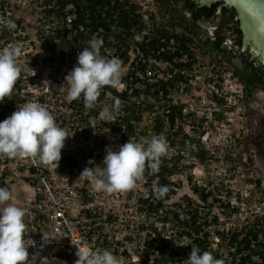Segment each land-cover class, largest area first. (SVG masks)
Wrapping results in <instances>:
<instances>
[{"label": "built area", "instance_id": "built-area-1", "mask_svg": "<svg viewBox=\"0 0 264 264\" xmlns=\"http://www.w3.org/2000/svg\"><path fill=\"white\" fill-rule=\"evenodd\" d=\"M154 1L97 3L98 19L94 27L89 14L79 21V7L73 1L61 9L59 16L46 12L54 7L46 4V0H0V17L12 19L16 24L11 32L0 25V48L14 43L30 44L28 49L23 48L19 60L21 75L11 99L6 97L0 102V111L7 108L10 117L17 106L39 103L55 117L58 126L69 135L74 134L65 141L58 167L37 164L29 157L1 158L0 174L9 172L11 184L18 186L13 203L26 211L25 239L31 242L28 252L33 264H75L78 259L75 244L90 249L107 248L121 264H183L193 246L201 252H211L224 264H264L261 253L253 250L258 242H264L262 232L255 239L250 233L251 225L221 223L222 213H216L214 208L219 203L224 210L223 204L228 203L222 204L214 193L203 199L194 187L182 189L180 183L172 181L171 187L165 185L167 192L163 198L158 199L154 190L164 186L155 172L144 175L129 191L97 193L90 181L80 176L86 167H102L106 147L113 148L116 140L122 138L124 129L118 130L115 125L125 115L123 107L149 102L156 108L157 103L166 102L171 93L166 94L165 84L181 71L164 58L147 56L141 47L150 33L147 27L163 23L160 18L165 10L159 4L153 6ZM134 6L138 7L135 12L142 16L145 27L138 30L135 26L129 31L119 27L120 8L134 10ZM21 8L37 10L36 16L21 17L18 15ZM30 29L34 36L28 35ZM42 36L59 41L56 47L46 46L43 50V54L52 53V59L44 62L41 54L39 62L27 70L26 66H31L27 62L31 42ZM93 37L103 41L102 56H115L123 62L122 87L106 91L104 99L97 103L102 107L95 116L82 108L80 100L68 102L66 89L64 92L58 89L66 83L64 78L76 65L78 53ZM171 44H175L173 38ZM187 60V55L173 59L176 63ZM116 101L120 107L112 112L110 108ZM170 102L177 103L171 99ZM238 232V239L233 241ZM245 237L251 240V248L242 243Z\"/></svg>", "mask_w": 264, "mask_h": 264}, {"label": "clouds", "instance_id": "clouds-1", "mask_svg": "<svg viewBox=\"0 0 264 264\" xmlns=\"http://www.w3.org/2000/svg\"><path fill=\"white\" fill-rule=\"evenodd\" d=\"M0 25L9 32L16 28L14 20L4 17H0ZM86 44L77 55L76 65L65 76L66 83L58 89L61 92L67 90L68 102L82 99L85 109H92L105 87H122L123 62L115 56H102L100 49L103 41L96 37ZM29 46L30 44L22 46L14 43L0 48V102L6 97L11 99L14 86L21 75L19 60L23 55V48L28 49ZM31 46L29 58L39 61L41 54L38 55L32 42ZM253 56L259 65H264V50H254ZM119 106V101H116L117 110ZM73 135L57 125L55 117L45 106L27 102L23 106H17L10 117L0 122V160L29 157L37 164L58 167L65 141ZM131 138L126 143L122 141L124 144L116 149L106 147L102 167H86L82 171L80 176L90 181L93 191L105 194L129 191L144 179L146 168L150 169L149 174L158 170L162 158L168 153L166 137L163 134L153 135L139 141ZM0 175L1 182L9 187H0V264H33L28 252L31 242L25 239L26 211L13 203L18 186L11 184L12 180L8 176ZM166 192L167 187L164 186L155 189L154 195L159 199ZM75 245L78 257L75 264H121L120 259L107 248L90 249ZM183 264H224V261L215 258L209 251L201 252L198 247L193 246Z\"/></svg>", "mask_w": 264, "mask_h": 264}, {"label": "rangeland", "instance_id": "rangeland-1", "mask_svg": "<svg viewBox=\"0 0 264 264\" xmlns=\"http://www.w3.org/2000/svg\"><path fill=\"white\" fill-rule=\"evenodd\" d=\"M154 4L158 6L156 0ZM170 9L166 8L165 15L160 18L165 25L173 20L176 22V15ZM36 13L37 10L29 11L28 8L18 10L21 17L33 18ZM175 29L181 28L178 26ZM32 30L27 31L28 35L34 36ZM199 35L195 34V37ZM54 39L42 36L32 41L38 55L43 54L46 46L56 47L59 41ZM228 51L222 58H218L215 52H204L196 46L194 53L197 63L193 70L195 74L190 80V90H186L185 83H182L172 90L166 102L154 103L157 106L153 113L144 112L131 139L139 141L154 135L153 116L163 114L170 99L184 105L185 116L178 119L175 129L180 124L186 133L201 139L200 142L194 141L184 146L172 147L168 144V153L162 158L160 166L166 162L171 163L175 156L180 159L177 171L168 179L180 183V188L186 190L192 189L195 184L203 188L206 186V190L222 199V204L227 202L229 206H225L224 210L219 203L214 208L216 213H222L221 223H226V226L235 222L237 225H251V229L258 228L255 226L257 224L264 229V219L258 220L262 215L264 217V91L257 90L251 96L246 94L242 78L237 74L241 63L230 54L231 50ZM27 62L31 66H26V69L30 70L39 61L28 58ZM220 98L226 99L224 105L218 103ZM150 101L153 103V99ZM148 105L141 104L143 107ZM215 111H223L225 118L217 119ZM120 124L125 125L123 121ZM122 144L121 139L116 140L113 149ZM201 148L209 151L205 161L196 155ZM259 179L261 183H258ZM198 195H202L200 190Z\"/></svg>", "mask_w": 264, "mask_h": 264}, {"label": "trees", "instance_id": "trees-1", "mask_svg": "<svg viewBox=\"0 0 264 264\" xmlns=\"http://www.w3.org/2000/svg\"><path fill=\"white\" fill-rule=\"evenodd\" d=\"M70 1H73L79 7V21H83L84 17L89 14V18L93 19L92 24L96 27V21L98 19L96 13V4L102 3L104 0H46V4L53 5L54 7L50 10H46L48 14H57L60 16L61 9ZM93 2V4H90ZM158 4H166V8H171L174 14L176 15V22L173 20L169 25L163 23L158 26L154 25L147 27L150 32L146 36L144 42H142L141 47L146 53L147 56H156L164 58L169 62L173 63L174 66H177L181 71L176 73V76L170 79V81L165 84L166 94H170L175 87L180 86V82L185 83L186 90H190V80L194 76L193 73L195 64L197 63V57L194 53L193 47L197 46L203 49L204 52L212 51L215 52L218 58H222L228 47L224 43L223 30L225 33H230L232 37L230 43V54H233L241 63V69L237 72L242 78V82L245 87V92L247 95H253L257 90L264 91V65H259L256 58L253 56V51L250 46L247 49L241 47L243 41V30L241 27V20L238 17V12L233 6L226 5L223 1H216L211 4H201L198 0H157ZM59 6L56 9V6ZM138 7L134 6V10L120 8V20L119 27L124 28L125 30H131L135 26L138 30H142L145 27V24L142 21V16L135 12ZM170 9V10H171ZM57 10V11H56ZM151 17L154 16L151 14ZM180 20V21H179ZM179 21V23L177 22ZM219 28V31L215 35H208L205 37H200L199 33H203V30L206 28V22ZM179 24V25H177ZM180 27L181 29L176 30L175 28ZM108 29L110 27L107 26ZM198 28V31L196 30ZM206 31V30H205ZM198 34L195 37V34ZM164 38V41H162ZM175 40V44H171V39ZM205 40V42H203ZM201 42V43H200ZM200 43V44H199ZM203 46V47H202ZM161 52L158 54V52ZM228 51V52H229ZM51 52V51H50ZM53 52V50H52ZM52 54V53H51ZM48 52L44 53V62L52 59ZM54 55V54H53ZM187 55L188 60L176 63L173 61L175 57H182ZM222 61V60H221ZM223 62V61H222ZM110 87H105L101 91V95L98 98V101L104 99L106 91ZM123 96V95H122ZM82 108L85 109L83 100L80 99ZM97 103L94 108L89 109V115L95 116L99 113L102 104L97 106ZM220 105L226 103V99L220 98L218 100ZM149 104V102H147ZM168 108L164 111L163 114H155L153 116L152 128L154 135L163 134L169 145L184 146L187 143L200 142L201 137L196 139L190 133H186L183 127L175 129V121L177 118L182 119L185 116L183 112L184 105L178 103H168ZM9 107L12 106V103H9ZM116 104L111 106V111L116 110ZM120 107V106H119ZM81 108V109H82ZM125 115L120 119L125 123V125L119 124L115 125L118 130L124 129L122 136V141L126 143L129 138L134 136L137 123L142 121L144 112L152 114L154 111V106L149 104L148 106L127 104L123 107ZM192 114V113H191ZM189 114V116L191 115ZM215 117L219 120L225 118L223 111H215ZM188 116V117H189ZM7 117V108L0 111V122L5 120ZM207 149L201 148V151L196 153V155L202 160L205 161L207 157ZM177 156L171 159V163L166 162L164 165L159 166L158 170L155 171L160 175L162 186H172V182H169L168 177L173 175L177 171V166L180 163V159L176 158ZM150 169L146 168L144 174H149ZM153 173V171H152ZM9 172L4 171L3 176H9ZM258 183H261V180H258ZM0 187H6L9 189L5 182L0 181ZM195 191H201V197L207 199L212 192H206L204 188H200L197 184L194 185ZM225 206L228 204H224ZM263 215L258 220H263ZM257 227H253L250 230V233L253 235V238L258 239L259 233L262 232L264 237V229L260 225L255 224ZM240 232L234 234L232 237L233 241L238 239ZM245 243L246 247L251 248V240L248 237H245L242 243ZM255 252L261 253L264 258V242H258L257 246L253 249Z\"/></svg>", "mask_w": 264, "mask_h": 264}, {"label": "water", "instance_id": "water-1", "mask_svg": "<svg viewBox=\"0 0 264 264\" xmlns=\"http://www.w3.org/2000/svg\"><path fill=\"white\" fill-rule=\"evenodd\" d=\"M201 4L223 1L237 10L245 35V45L251 43L264 50V0H198Z\"/></svg>", "mask_w": 264, "mask_h": 264}, {"label": "flooded vegetation", "instance_id": "flooded-vegetation-1", "mask_svg": "<svg viewBox=\"0 0 264 264\" xmlns=\"http://www.w3.org/2000/svg\"><path fill=\"white\" fill-rule=\"evenodd\" d=\"M161 6L163 7V9L165 10V7H166V4L163 5L161 3ZM238 17L240 18L239 14H238ZM206 25L207 26H204L206 29L203 30V33L200 35V37H207L209 34L211 35H215V33H217L219 31V28L217 26H215L213 23L211 24V22L209 21V23L206 22ZM241 27H242V24H241ZM196 30L198 31V28H196ZM243 30V28H242ZM197 34V33H196ZM223 38H224V43H226L228 49H229V46H230V43H231V39L232 37L230 36V33H225L224 30H223ZM203 42H205V40H203ZM201 43V42H200ZM199 43V44H200ZM252 49L256 50L255 47H253V45L251 43H249V45ZM247 45H245V35H244V31H243V41H242V45L241 47L244 49L246 47H248ZM203 47V46H202ZM200 48V47H198ZM193 49L195 50V47H193ZM201 49V48H200Z\"/></svg>", "mask_w": 264, "mask_h": 264}]
</instances>
